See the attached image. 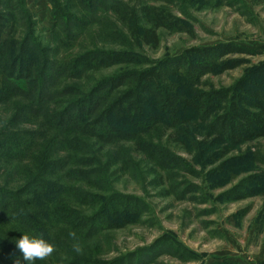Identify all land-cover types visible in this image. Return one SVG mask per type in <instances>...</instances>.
<instances>
[{"label": "trees", "instance_id": "1", "mask_svg": "<svg viewBox=\"0 0 264 264\" xmlns=\"http://www.w3.org/2000/svg\"><path fill=\"white\" fill-rule=\"evenodd\" d=\"M64 1L49 0L55 24L51 39L43 40L35 32L25 0H0V37L5 28L10 31L7 39L0 40V109L9 106L0 128V264H16L18 258L26 264L16 248L25 233L42 237L56 249L34 264H152L161 253L176 255L171 252L177 248L190 260L198 259L167 236L111 261L99 259L109 233L128 224L144 204L114 187L130 169L139 173L144 163L134 160L130 148L120 143L134 141L146 161L165 168L168 153L139 134L161 124L167 131L174 129L175 143L189 146L193 130L189 119L194 115L204 129L197 132L204 138L196 150L203 165L214 166L209 174L221 175L246 165V153L239 156L241 160L223 158L232 148L264 137V72L255 70L256 78L250 83L225 92L199 95L192 89L180 94V86L168 80L171 74L161 67L188 69L191 58L197 74L201 69L226 71L239 67L242 60L217 64L221 58L251 52L223 43L190 48L159 64L151 63L136 49L156 48L157 29L184 27L179 20L169 21L167 12L146 6L131 16L120 0ZM204 3L212 5L210 0ZM141 15L152 16L153 28L140 26ZM109 16L127 29L128 38L121 29V35L107 31ZM92 26L98 28L102 43L110 42L108 48H86L65 63L58 60L60 49H68ZM115 43L118 50L111 49ZM136 64L140 68L129 67ZM143 64L149 66L141 68ZM118 65L122 68L108 75L92 73ZM161 74H166L164 82ZM147 97L157 100L155 112H145ZM180 124L191 129L177 128ZM146 170L162 185L155 169ZM257 186L264 191V174L248 175L223 195L242 199Z\"/></svg>", "mask_w": 264, "mask_h": 264}, {"label": "rangeland", "instance_id": "2", "mask_svg": "<svg viewBox=\"0 0 264 264\" xmlns=\"http://www.w3.org/2000/svg\"><path fill=\"white\" fill-rule=\"evenodd\" d=\"M120 1L131 11V16L132 13L136 14V11L140 14L141 8L146 6L167 12L169 21L179 20L184 26L160 27L157 29L159 45L156 48L142 45V51L136 49V53L141 58H146L148 62L159 64L162 60L177 57L190 48H210L223 43H234L251 52V55L236 53L221 58L217 64H222L226 60L230 63L242 60L239 67L226 71L216 69L207 72L200 68L201 72L198 70L197 74L195 60L191 58L188 60L190 61L188 69L181 67L167 70V67H161L164 73L171 74L172 77L169 76L168 80L180 86L178 88L180 94L192 89H196L199 95H210L215 91L225 92L236 88L242 82L250 83L256 78L252 76L255 70L261 69L264 72V0H210L212 5H205V0ZM25 2L33 17L36 34L43 40H50L55 19L49 0ZM60 3L66 4L64 0H60ZM109 18L112 22L105 24L108 32L116 31V35H121L122 30L126 38L130 36L115 17ZM140 18L138 19L141 22L140 26L153 28L150 23L152 16L141 15ZM9 32V29L5 28L0 40L7 39ZM98 33H100L98 28L92 26L88 32L70 44L68 49H60L58 60L65 63L70 56L81 54L86 48L103 50L105 47L108 48L110 42L102 43L101 38L97 36ZM116 35V38L119 37ZM111 49L118 50L119 44L115 43ZM148 66L143 64L141 68ZM129 67L140 68L137 64ZM119 68L122 67L111 66L100 70L101 72L92 73L108 75ZM161 79L164 82L166 74H161ZM1 82L0 76V84ZM146 102L144 105L146 113L155 112L159 108L157 100L153 97H147ZM3 108L4 110L0 109V128L7 118L6 113L9 112L8 105ZM186 115L187 118L191 116ZM193 116L189 119L193 124V130L183 124L177 126L186 128L185 131L191 129L189 146L175 143L172 137L174 129L167 131L165 125L161 124L153 126L145 135L139 134L146 142L160 146L159 148L163 147L168 153L169 160L165 168L153 164L148 159L146 161L134 141L120 143L130 148L134 160H141L144 163L139 165V173L130 169L114 183V187L124 195L134 196L144 204L138 214L129 217L128 224L109 233V239L104 244V255L99 257L100 260L108 262L119 255L151 247L159 239L167 236L175 240V246L192 252L198 259L190 260L181 248H177L171 252L176 255L161 253L152 264H213L222 260L241 264H264L263 189L253 187L242 199H227L223 195L248 175L264 174V160L261 158V154L264 153V137L232 148L223 158L241 160L239 156L246 153V165L229 173L224 171L221 175L209 174L214 166L203 165L201 152L196 150L197 143L204 138L199 135L204 129ZM148 167L155 169L156 174L162 177L163 180L160 179L159 182L162 185H157V177L145 172ZM188 190L192 191L191 194L183 195ZM142 259L144 258H140V261ZM135 263L134 261L133 264Z\"/></svg>", "mask_w": 264, "mask_h": 264}, {"label": "clouds", "instance_id": "3", "mask_svg": "<svg viewBox=\"0 0 264 264\" xmlns=\"http://www.w3.org/2000/svg\"><path fill=\"white\" fill-rule=\"evenodd\" d=\"M16 248L26 264H34L38 260H46L56 250L55 246L42 237L23 234L16 241ZM16 264H20L19 258Z\"/></svg>", "mask_w": 264, "mask_h": 264}]
</instances>
